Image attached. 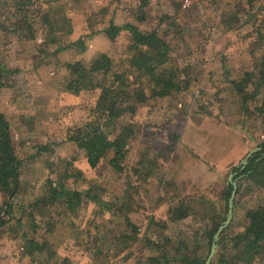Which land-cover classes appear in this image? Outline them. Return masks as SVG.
<instances>
[{
	"label": "rangeland",
	"instance_id": "374dc122",
	"mask_svg": "<svg viewBox=\"0 0 264 264\" xmlns=\"http://www.w3.org/2000/svg\"><path fill=\"white\" fill-rule=\"evenodd\" d=\"M131 1L69 0L67 6H72L68 13L72 31L68 25L52 29V33L57 37L64 34L68 41L72 36L92 29V22L109 20L114 12L117 21L131 20ZM235 2L151 0L154 6L152 13L157 20L161 14H168L176 19V27L184 30V35H177L169 29L164 33L173 43L174 56L179 59V64L191 65L193 81L190 88L182 93L152 98L140 106L134 120L137 130L130 140L127 158L129 167L126 172L131 179V187H128L126 172L122 178L115 176L108 158L92 167L84 151L65 139L69 127L83 122L89 115L96 92L84 91L80 95L67 92L61 82L63 70L57 62L60 58L90 59L98 51H108L120 61L129 53L126 46L130 32L125 30L114 40L103 32H97L86 37L88 47L83 53L65 49L53 55L54 47L42 44L44 38L39 31L33 38H19L12 28L7 32L0 29V60L11 69L1 81L0 110L10 122L17 155L28 163L24 196L29 198L42 193L48 175L68 168L70 171L81 170L85 185L99 183L105 189L120 193L123 199L130 196L134 200L130 215L140 225L138 238L119 254H115L117 247L111 239L116 237L119 229L127 226L120 213L111 211L99 215L94 204L89 203L80 219L72 213L64 215L49 210L38 215L44 220L43 225L52 229L46 236L67 257L66 264H138L142 255L149 252L142 237L149 219L154 217L164 221L167 218L164 214L168 204L166 196L158 187L163 175L174 182L171 191L175 189L179 193L180 201L195 200L197 210L202 214L197 220L189 217L170 222L168 230L178 233L177 240L186 239L190 245H198V253L203 255L207 252L200 230L224 206L221 192L232 173V165L240 164L256 141L264 137V114L254 109L258 103H251L250 109L254 112L248 116L235 115L227 108L222 112L220 108L232 98L224 89L229 85L226 75L235 78L244 70L252 69L264 49V33L259 36L256 31L252 32L253 28L250 29L233 14ZM261 5L262 8L255 10L264 23V2ZM239 13L242 17V12ZM0 17L3 18L2 15ZM219 89L222 90L220 94ZM111 129L112 126H108V130ZM39 140L50 142L51 149L45 152L44 157H30L36 151L33 144ZM140 170L154 172L148 182L140 179ZM19 181L20 177L14 191ZM203 194L207 201L201 204L195 197ZM12 200V192L0 189L2 214V208ZM240 211L239 207L237 221L241 220ZM81 219L86 227L94 219L107 224L103 237L106 241L102 246L108 256L91 254L71 234V229ZM239 223L235 226L236 231L244 228ZM18 225L12 220L0 231V264H30V257L21 259V252L27 236L36 232L28 223ZM154 227L156 233L153 238L162 233L160 226Z\"/></svg>",
	"mask_w": 264,
	"mask_h": 264
},
{
	"label": "trees",
	"instance_id": "16d2710c",
	"mask_svg": "<svg viewBox=\"0 0 264 264\" xmlns=\"http://www.w3.org/2000/svg\"><path fill=\"white\" fill-rule=\"evenodd\" d=\"M68 2L69 0H0V15L3 16L2 19L0 17V29L7 32L12 28L19 38H33L39 31L44 38L42 44L54 47L53 55L65 49L83 53L88 47L86 37L97 32H103L111 40L125 30L130 32V40L126 46L129 53L120 61L108 51H98L90 59L60 58L57 61L63 70L61 82L67 92L75 95L84 91L96 92L89 115L83 122L70 126L65 139L84 151L92 167L108 158L115 176L122 178L129 167V144L137 130L134 120L140 106L152 98L182 93L192 85L191 65L179 64V59L174 56L173 43L164 33V30L169 29L174 30L177 35H184V30L176 27V19L168 14H161L157 20L152 13L154 6L151 0H133L130 3L131 20L117 21L114 12L109 20L92 22V29L74 35L67 41L64 34L57 37L52 29L58 30L69 25L71 18L68 13L72 6H67ZM263 2L264 0H236L233 4V14L239 16L242 23L253 28L252 32L256 31L259 36L264 33V23L257 17L255 9L260 6L262 8ZM72 29L73 27L69 28L70 31ZM257 61L252 69L244 70L239 77L226 75L229 85L224 89L232 98L228 104L220 107L222 112L227 108V111L235 115L248 116L254 112L250 109L254 102L259 104L254 109L264 114V49ZM9 71L11 69L0 60V90L3 86L1 81ZM221 91L219 89L218 93ZM108 126H112V129L108 130ZM50 144L42 140L34 143L36 151L30 157L46 156L45 152L51 149ZM254 147L258 149L250 155L246 164L232 165V179H227L221 192L224 206L200 230L207 246V252L203 255L197 252L198 245H190L186 239L177 240L178 233L168 230L170 222L176 223L189 217L197 220L202 215L197 210L198 203L192 199L180 201L179 193L175 189L171 191L174 187L171 178L164 175L160 177L158 187L166 196L168 204L164 214L167 218L164 221H158L154 217L149 219L142 235L149 252L142 255L138 264H205L215 233L227 218L229 200L234 189L233 180L237 183L233 216L221 230L209 264H264V137L257 140L252 148ZM27 164L26 159L17 155L10 122L0 110V189L13 193V200L2 208L4 214L0 211V231L6 223L15 220L21 226L28 223L36 232L33 236H27L21 259L29 256L30 264H66L67 257L46 236L52 229L43 225L42 218H38L46 210L64 215L72 213L80 219L87 205L93 203L94 210L99 215L111 211L120 213L127 226L119 229L116 237L111 239L112 244L117 247L115 254L125 250L138 238L140 225L130 215L134 201L132 197L123 199V195L105 189L99 183L85 185L81 170L70 171L64 168L55 170V175L46 177L42 193L26 198L23 191L28 182L25 177ZM153 173L138 171L143 182H148ZM18 175L19 186L14 191ZM127 181L128 187H131L130 177ZM195 198L201 204L207 201L205 194ZM247 205L250 207H244ZM239 207L242 214L239 216L241 220L237 221ZM238 222L244 228L236 231ZM86 225L88 227L82 224L81 219V222L73 226L71 234L91 254L108 256L109 253L102 246L106 241L103 237L107 224L94 219ZM155 225L160 226L162 233L153 238L156 233Z\"/></svg>",
	"mask_w": 264,
	"mask_h": 264
},
{
	"label": "water",
	"instance_id": "95a60500",
	"mask_svg": "<svg viewBox=\"0 0 264 264\" xmlns=\"http://www.w3.org/2000/svg\"><path fill=\"white\" fill-rule=\"evenodd\" d=\"M1 77V76H0ZM258 149V147H254L252 148L248 153L247 155L242 159L241 163H244L246 164L249 160V157L250 155L256 151ZM232 176H233V173H230L229 175V179H232ZM18 178H19V175L17 176V181H16V184H15V187L18 185ZM233 183H234V189L232 191V194H231V197H230V200H229V210H228V214H227V218L226 220L224 221V223H222L220 226H219V229L218 231L215 233V236H214V240H213V243H212V247H211V251H210V254L208 255L207 259H206V262L205 264H209L212 257L214 256V253H215V250H216V246H217V240L219 238V234L221 232V230L229 224V222L231 221L232 219V216H233V206H234V198H235V193H236V188H237V183L235 180H233Z\"/></svg>",
	"mask_w": 264,
	"mask_h": 264
}]
</instances>
